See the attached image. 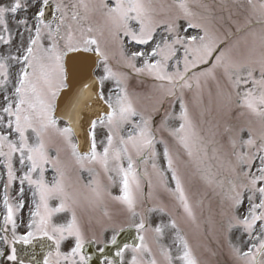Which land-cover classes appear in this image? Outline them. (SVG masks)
Listing matches in <instances>:
<instances>
[{
  "label": "snow or ice",
  "instance_id": "6c2138e0",
  "mask_svg": "<svg viewBox=\"0 0 264 264\" xmlns=\"http://www.w3.org/2000/svg\"><path fill=\"white\" fill-rule=\"evenodd\" d=\"M32 8L30 17L19 15ZM246 8L234 38L231 30L217 26L207 0L0 3V45L11 49L19 38L15 52L0 53L6 210L0 239L10 249L8 261L26 264L17 244L40 243L44 251L50 242L38 264H204L183 221L196 235H222L234 264H264V0H246ZM84 54L95 62L88 64ZM132 79L154 83L150 91L134 93ZM106 82L113 85L107 94ZM62 94L71 100L58 115ZM93 107L90 144L82 152L74 137L82 112ZM233 107L240 110L237 118L247 120L222 127L214 112L230 115ZM98 127L105 131L99 144ZM90 165L99 167L107 184ZM85 168L91 176L87 184L78 175L73 179L72 171ZM193 178L205 196L210 192L216 199L218 213L209 203V214L201 219L205 200L190 196ZM17 183L13 204L10 190ZM117 183L120 194L113 195L110 188ZM25 185L32 207L26 231L18 234ZM158 193L174 201L179 216ZM145 199L153 206L138 212ZM107 200L126 215L115 218L105 208L106 222L89 234L78 209L105 207ZM60 213L68 214L64 222L54 219ZM152 213L161 218L152 219ZM236 233L239 244L232 239ZM69 237L74 244L62 252Z\"/></svg>",
  "mask_w": 264,
  "mask_h": 264
},
{
  "label": "rangeland",
  "instance_id": "374dc122",
  "mask_svg": "<svg viewBox=\"0 0 264 264\" xmlns=\"http://www.w3.org/2000/svg\"><path fill=\"white\" fill-rule=\"evenodd\" d=\"M11 0H4V3H10ZM34 2V0H33ZM208 3H211L214 6V12L215 16L217 17V26L221 29V31L225 30H231V32L234 34V38H236V27L237 23L240 25H243L244 18L247 15V8H246V0H207ZM35 11V8H32L29 10L28 13L20 12V16L28 15L31 16L32 12ZM231 17V18H230ZM11 25V23H10ZM113 67L115 68V64L113 62ZM258 74V73H257ZM152 80H144L143 82L138 81L137 79H132L130 81V91L134 93H146L151 90L153 85ZM112 83L106 82V90L108 91V88L112 87ZM106 91V92H107ZM3 103V97H0V104ZM205 103H207V96H205ZM168 109H171L170 105H167ZM172 110V109H171ZM175 111L179 112V105L177 104L175 107ZM239 109H236L233 107L232 113L230 115L224 114V113H215L217 119L220 121L221 126L225 123L231 124V125H239L245 123L247 120V117H236V114L239 112ZM157 117L155 118V124L158 125L159 123L156 121ZM175 124H177V121H173ZM174 124V125H175ZM105 131L102 128H97V142L99 144L100 140L104 139ZM247 134L245 133V136ZM75 141V139H74ZM160 146H158L159 148ZM65 159L68 160L69 164L71 165L70 156L68 154H65ZM88 167H93L96 169V171L100 172V179L103 183L107 184V178L104 176L103 172L100 171L98 166L90 165ZM0 214L2 211V192L1 187L2 183H4V176H2V167H0ZM73 179L78 175L81 178V181L83 184H87L88 181L91 179V176L89 172L87 171V168L83 171H72ZM116 192H120L118 183L115 186H112ZM189 188V194L192 197V199L195 201L200 198H204L205 200V208L203 212V216L201 219H205L208 216V205L211 203V206L214 211L218 213L219 208L216 199H214L210 192H207V195L205 196L206 189L203 187V185L195 178L191 180V182L188 184ZM12 196L16 198V184L11 189ZM161 200V199H160ZM144 201H148L150 205L153 204V201L145 199ZM143 202V205L145 204ZM163 202V200H161ZM13 204H16V200H13ZM140 205V204H139ZM138 205V206H139ZM170 207V210H173V202L170 199V203L167 205ZM106 210L111 213L115 218L123 219L126 215L124 209L117 203L107 200L105 207H101L95 210L92 209H78V218L82 222H92L97 219H101L103 221H106V218L103 216V212ZM139 209V208H137ZM141 212V211H138ZM143 212V211H142ZM177 216H179V213L176 212ZM197 214L200 215V210L197 209ZM163 219L167 220L168 218L165 216ZM217 219H219V216H217ZM186 229L188 236L190 237V241L196 251V254L198 257L204 262V264H234L233 257L230 255L229 249L223 239L222 235H219V233L216 234V236H213L211 234L205 233L203 236H199L193 233L192 229L186 225L183 221H181V226ZM207 234V235H206ZM239 236L238 233L234 234L232 239L234 243L239 244L240 241L237 239ZM165 243H170V239L166 238ZM67 244V243H66ZM69 244V245H68ZM67 245L71 249V247L74 244V241L68 243ZM66 246V245H65ZM64 247V246H63ZM244 250H246V246H244ZM213 253H215L213 255ZM127 256H130V254H126Z\"/></svg>",
  "mask_w": 264,
  "mask_h": 264
},
{
  "label": "flooded vegetation",
  "instance_id": "af4514ba",
  "mask_svg": "<svg viewBox=\"0 0 264 264\" xmlns=\"http://www.w3.org/2000/svg\"><path fill=\"white\" fill-rule=\"evenodd\" d=\"M0 3H4V0H0ZM9 23H11L10 27L13 28V33H15V22L10 19ZM16 39H19V38L17 37ZM16 39L13 41V45H12L11 49H6L5 46L0 45V53H5L6 54L8 51L15 52V47L18 44V41L16 42ZM96 74L97 75L100 74V70L99 69L96 70ZM10 90L11 89L9 88V91ZM104 91H105V94H107L106 87H104ZM0 97H3V92L2 91H0ZM167 105L168 104H165V106H164L165 109H168ZM168 110L171 111V109H168ZM159 118H160V116H159ZM172 124L174 125L175 123L172 121ZM64 125H65V122L60 121V126L63 127ZM0 173H1V171H0ZM2 176H3V168H2ZM18 191H19V184L17 183L16 184V198H14V196H12V192L10 190V197H11V202L12 203H13V200H16V203L18 202V200H17ZM110 191L112 192L113 195H119L120 194V192H116L113 187L110 188ZM158 195H159L160 199L163 200V203H165L166 205H168L170 203V198H168L166 194L158 193ZM172 202H173V206H172L173 210L172 211H174L175 213L176 212L179 213V210L174 208V201H172ZM54 203L55 202H53V204ZM149 204H148V206H149ZM152 206H153V204L151 205V207ZM30 207H32V194H31V191L28 189L27 185H25V207L17 213V217H16L17 218V224H18V228H17V233L18 234H23L26 231V225H27V223L29 221V208ZM137 208H139V209H137V211H141L143 209V210H145V212L144 211L143 212L147 213V209L150 208V207H147V209H145L144 206H143V202H141L140 205L137 206ZM168 208H170V207H168ZM78 214L79 213L77 212V215ZM4 215H5V213L1 211V214H0V227H2V225H3V217H4ZM149 215L151 216L152 219L157 220V221L161 218L158 213H152V214H149ZM67 218H68V214L67 213H60L54 219L57 220V222H64V220L67 219ZM105 222L106 221H103L101 219H97V220L92 221V222H82L80 220V223H81L82 227L89 234H91L92 231H99L100 228L102 227V225ZM181 227L184 228L183 225ZM184 230L187 233L185 228H184ZM9 235H11V232H9ZM2 236H3V232H0V237H2ZM189 239H190V237H189ZM70 241L73 242L74 238L69 237L65 241L62 242V244H61V251L62 252L66 253V252L70 251V248L67 245L68 243H70ZM49 243L50 242H45L44 251L47 250V246H48ZM15 247L17 248L18 255L20 256L21 259L25 260L26 264H32L33 260H35L37 262V264H38V262L42 259L43 255H44V251L41 250L40 243H37V244H35L32 247H26V246H23V245H20V244L15 245ZM0 252H4L5 253V255L0 256V264H13V262L7 260V254L10 252V249H9V247L7 245H5L3 243L2 239H0ZM128 254H130V253H128Z\"/></svg>",
  "mask_w": 264,
  "mask_h": 264
},
{
  "label": "water",
  "instance_id": "95a60500",
  "mask_svg": "<svg viewBox=\"0 0 264 264\" xmlns=\"http://www.w3.org/2000/svg\"><path fill=\"white\" fill-rule=\"evenodd\" d=\"M90 57V59L87 61L88 64H93L95 62V57L92 54H84ZM94 74V72H93ZM71 100V96H65L62 94L59 102H58V115L62 112H64L67 109V106L69 105ZM95 113V107L92 109H86L82 112V119L80 122V133L79 136L76 137L77 141L80 144V149L82 152L88 151L89 148V138H88V120L89 118H94ZM94 252V251H90Z\"/></svg>",
  "mask_w": 264,
  "mask_h": 264
}]
</instances>
